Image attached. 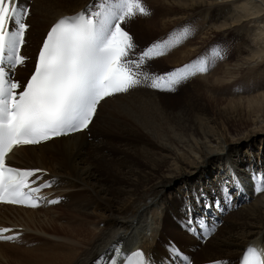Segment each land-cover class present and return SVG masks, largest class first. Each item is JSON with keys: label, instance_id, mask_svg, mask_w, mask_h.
I'll return each instance as SVG.
<instances>
[{"label": "bare ground", "instance_id": "bare-ground-1", "mask_svg": "<svg viewBox=\"0 0 264 264\" xmlns=\"http://www.w3.org/2000/svg\"><path fill=\"white\" fill-rule=\"evenodd\" d=\"M85 1L35 0L30 43ZM148 2L155 13L135 24L147 33L169 30L172 35L176 28L190 29L191 18L199 22L198 38L188 32L165 57L173 66L211 45L218 33L233 40L236 58L227 52L224 65L188 84L178 100L142 90L104 99L89 125L91 141L81 132L18 149L13 157L18 165L44 167L59 177L51 199L63 201L40 210L42 220L41 213L5 206L3 223L22 226L28 247L9 253L0 243V263L90 264L118 241L127 249L145 248L159 260L171 236L196 263L235 259L249 243L264 245V193L253 199L250 181L228 208L208 214L211 224L217 220L208 240L196 239L182 226L188 189H215L229 166L245 174L264 169V85L250 90L259 81L264 84V0ZM243 82L244 94L232 93ZM100 122L104 128L99 129ZM61 218L67 222L60 223Z\"/></svg>", "mask_w": 264, "mask_h": 264}, {"label": "snow or ice", "instance_id": "snow-or-ice-1", "mask_svg": "<svg viewBox=\"0 0 264 264\" xmlns=\"http://www.w3.org/2000/svg\"><path fill=\"white\" fill-rule=\"evenodd\" d=\"M28 4L20 0H0V202L37 207L43 197L37 194L51 182L40 183L42 169H21L6 162L18 145H36L53 138L68 136L87 129L96 115L97 106L107 97L127 93L138 87L172 92L197 74L207 73L217 58L200 57L172 70L158 73L151 61L166 54L179 37L156 41L139 49L126 25L137 16H149L151 9L143 0H90L83 9L59 18L47 32L34 62L30 78L15 79L17 66L27 57L25 45ZM186 36V30L180 37ZM258 174L260 176L258 180ZM215 189L196 187L187 190L183 201L182 226L190 234L206 239L216 231L205 215L213 209L222 212L250 181L254 190L264 191V169L237 172L224 170ZM31 178V179H30ZM37 185V186H31ZM58 203V200H49ZM7 227L0 228V240L13 241ZM107 264H191L173 241L157 260L153 254L137 250L126 255L113 245ZM96 264H105L100 257ZM216 264H223L217 261ZM242 264H264V250L247 246Z\"/></svg>", "mask_w": 264, "mask_h": 264}, {"label": "rangeland", "instance_id": "rangeland-1", "mask_svg": "<svg viewBox=\"0 0 264 264\" xmlns=\"http://www.w3.org/2000/svg\"><path fill=\"white\" fill-rule=\"evenodd\" d=\"M87 1V0H86ZM86 1H85V3H86ZM190 20V21H189ZM188 21L190 22V24H189V26H190V29L189 30H192V32H191V34H189V36H191V38H193V39H196V38H198V36H199V33H197V30L195 29L196 27L195 26H198L199 24V22H197L196 20H194V19H189ZM192 21V22H191ZM193 24V25H192ZM194 26V27H193ZM133 27H134V29H135V32L138 34V36L140 37L142 34L144 35L143 36V39H144V41H149V40H151L152 38H155V37H157V36H159V34H157L156 33V31H152V30H149V31H151L150 33H147L146 31H144V30H141V29H137V26L134 24L133 25ZM177 30L176 31H179V29L180 28H176ZM148 31V30H147ZM175 31V32H176ZM166 32V31H165ZM165 32H162V34L163 33H165ZM197 33V34H196ZM161 34V33H160ZM194 34V35H193ZM192 35H193V37H192ZM140 39H141V37H140ZM147 41V42H148ZM182 41V40H181ZM185 40H183V42H184ZM216 41H220L221 43H216ZM210 43H214V46H216L217 48H219V50L221 51V53H222V56H223V59L222 60H219V64L217 65V66H222V65H224V63H225V54H226V50L228 51V53H229V56H230V59L231 58H233V59H235L236 58V53H235V51L233 50V40H231L229 37H222V35H221V33H218L217 35H216V37H214L213 38V41L212 42H210ZM211 44V45H212ZM229 56H228V54L226 55V58H229ZM169 59L170 58H163L162 60H159L158 62H157V64L159 65V63H162V65H160L159 67L160 68H165V67H173V64L172 63H170L169 62ZM217 66H215V67H213L212 69H211V71L208 73L209 75L212 73V71H213V69H215ZM244 76V75H243ZM264 84L263 83H261L260 81L254 86V87H256V88H250V90H251V92H253V91H258V90H261L262 89V86H263ZM246 85H245V83L243 82V87H245ZM227 89V88H226ZM264 89V88H263ZM262 89V90H263ZM243 91H245L244 90V88H243ZM222 92H225V91H222ZM184 92L183 91H181L178 95H173V96H168V97H171V99H176V100H178V99H180V97L182 96V94H183ZM233 93V92H232ZM241 94H244L243 92L241 93ZM178 98V99H177ZM104 110H105V108L104 109H102L101 110V113H100V115H99V117L97 118V121L96 122H99L100 121V119H101V116L103 115V113H104ZM103 112V113H102ZM102 123L100 122V124H99V129L100 128H104L102 125H101ZM96 125H93V128L95 127ZM90 134H91V132H90ZM87 138H88V140L89 141H91L92 140V138H91V135L88 137L87 136ZM91 139V140H90ZM115 143H118L119 141H114ZM244 151H246V148H244L243 149ZM104 153H107L108 151L106 150V149H103L102 150ZM208 163H210V161L208 162ZM211 165V164H210ZM123 171H125L124 170V168H123ZM248 196V197H247ZM177 197H179L178 195H177ZM246 198L247 199H250L251 198V195L250 194H248V195H246ZM60 205V204H59ZM62 207H64L63 205L61 206V207H59L57 210L58 211H60L61 210V208ZM33 211H35L36 213H41L40 212V210H33ZM55 211H56V209L54 210H52L51 212H50V216H53V214L55 213ZM67 213H66V212ZM16 212V211H15ZM63 213H65V214H69V211H67V210H64V212ZM14 215V214H13ZM206 215V214H205ZM61 216H64V215H61ZM37 218H39L40 220H42L43 218H44V216H43V213H41L40 215H38L37 216ZM63 219V220H62ZM67 222V220H66V218H61V220H60V223H63V224H65ZM59 224V223H58ZM134 224H135V222H134ZM195 234H191V236H194ZM196 239H198L197 238V236L195 235L194 236ZM169 239H171L173 242H175L176 243V245L178 246L179 245V247L183 250L184 248H182V242H178V240L177 239H175V237H169ZM177 240V241H176ZM170 240H167L166 239V243H168ZM41 242H43L42 240H41ZM25 244V243H24ZM6 246L8 247L7 249H9V253H12V252H15L16 250H15V248L17 249V247H19L20 248V245H12V244H6ZM21 247H23V246H21ZM26 247H28V246H26ZM175 259V258H174ZM3 261V260H2ZM4 262V263H3ZM3 262H1L0 264H5L6 262L5 261H3Z\"/></svg>", "mask_w": 264, "mask_h": 264}]
</instances>
